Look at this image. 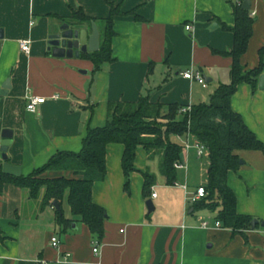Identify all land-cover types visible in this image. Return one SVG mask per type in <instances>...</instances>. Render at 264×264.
Returning <instances> with one entry per match:
<instances>
[{"label": "crops", "instance_id": "obj_1", "mask_svg": "<svg viewBox=\"0 0 264 264\" xmlns=\"http://www.w3.org/2000/svg\"><path fill=\"white\" fill-rule=\"evenodd\" d=\"M243 1L0 0V86L10 82L0 98V140L3 128L13 132L7 161L26 176L58 151L79 152L87 129L106 123L109 102H135L143 95L164 106L208 102L210 93L229 81L231 58L224 53L232 48L233 34L228 28L234 26V5ZM111 5L119 9L112 24L111 61L95 71L88 59L59 58L47 51V37L58 30L60 18L69 19L79 9L95 19L100 38V21L109 17ZM249 15L252 35L240 59L246 68L258 64V49L264 46V0H250ZM83 27L90 32V23ZM21 39L30 41L29 53L20 50ZM186 70H200L206 87L184 78ZM28 95L44 98L34 112L26 109ZM231 106L264 143V90L241 83ZM123 149L120 143L107 145L106 175L92 186L93 202L106 211L100 241L79 220L66 230L57 226L52 206L40 209L24 189L4 182L0 264H264V152L239 151L242 163L227 172L237 212L259 221L242 235L215 227L207 210L195 211L187 194L201 184L182 182L180 169L176 182L166 184L159 155L148 156L142 146L125 189ZM182 162L187 166L185 151ZM144 172L154 176L147 196ZM59 175L72 174H43ZM66 195L61 208L71 219ZM147 200L153 204L150 212ZM52 236L59 239L57 247L51 245Z\"/></svg>", "mask_w": 264, "mask_h": 264}, {"label": "trees", "instance_id": "obj_2", "mask_svg": "<svg viewBox=\"0 0 264 264\" xmlns=\"http://www.w3.org/2000/svg\"><path fill=\"white\" fill-rule=\"evenodd\" d=\"M118 7L111 5L109 17L101 19L102 32L99 48L94 52L82 54L80 58L90 60L94 70L104 62L112 60L111 39L114 15ZM234 26L228 29L233 34L231 50L224 54L231 58L229 81L220 83L209 95L208 102L190 105V110L181 112L183 106L152 103L148 95L140 96L135 102H109L107 120L101 127L88 128L82 140L79 152L58 151L41 167L30 174L14 177L2 172L0 164V189L4 182L12 183L24 189L31 200H37L40 209L52 206L56 201L60 209L52 206L55 224L68 229L79 220L90 231L92 238L100 241L104 235L105 209L93 202L91 192L93 183L103 180L106 175V147L110 143L124 146L121 167L125 177V189H128L129 176L134 170L135 153L142 146L148 156L159 155V169L165 183L173 185L177 180L175 163L183 154V146L175 140L187 134L193 142L206 147L207 169L206 183L203 185L206 195L192 203L195 211L207 210L214 215L222 227L232 234H242L251 229L253 219L249 215L239 214L236 210V195L227 185V172L240 166L238 152L256 150L264 152V143L244 123L241 115L233 110L231 98L241 83H247L254 90L258 87V78L263 71L264 46L258 49V64L246 68L241 64V56L246 52L252 35L253 18L249 10L241 4L233 7ZM95 21L79 9L69 19L60 18V22L69 24L91 23ZM166 107V108H164ZM70 171L71 176L59 175L44 177L46 172ZM143 193L154 182V176L144 172ZM66 200L73 218L63 215L61 201Z\"/></svg>", "mask_w": 264, "mask_h": 264}, {"label": "water", "instance_id": "obj_3", "mask_svg": "<svg viewBox=\"0 0 264 264\" xmlns=\"http://www.w3.org/2000/svg\"><path fill=\"white\" fill-rule=\"evenodd\" d=\"M242 8L249 10L250 0H244ZM91 30L88 32L87 28L79 24L62 23L59 25L58 30L54 33H50L46 41V49L54 57L59 58H80L82 54L88 52H94L99 48V31L96 23L92 21L90 23ZM3 38L2 30L0 29V40ZM85 73L86 71H82ZM258 88L264 90V74H261L258 78ZM10 89V82L7 79L0 86V98L5 96ZM13 132L10 128H3L1 130L0 140V153L2 163V172L18 177L21 175V168L17 165H13L7 161V149L12 141ZM180 161H183V154L180 155ZM242 161L240 160V164ZM147 210L150 212L153 209L151 200L145 202ZM52 206L56 209H60L59 204L56 201L52 202ZM259 224L257 219H252L250 223L251 229ZM264 226L263 222H260Z\"/></svg>", "mask_w": 264, "mask_h": 264}, {"label": "built area", "instance_id": "obj_4", "mask_svg": "<svg viewBox=\"0 0 264 264\" xmlns=\"http://www.w3.org/2000/svg\"><path fill=\"white\" fill-rule=\"evenodd\" d=\"M190 28H191L190 25H186L187 30H189ZM19 48L22 52L29 53L30 41L28 39L19 40ZM181 74L186 79L197 81L202 87H206V85H207L206 80H205V78H204V76L200 70H186V71L182 72ZM43 102H44L43 97H39V96H35V95H28L27 96L26 109L28 111L34 112L36 110V106L40 103H43ZM189 110H190V106H185V107H182L180 109V111L183 113L187 112ZM189 141H190V139H189V136L187 134L185 136V143H186V146L184 148L185 150H188L191 148L194 149L197 157H202L206 153V147L204 144L199 143V142H193V144L191 145L189 143ZM183 165H184V163L179 160L177 163H175V168H177V169L182 168ZM183 187L185 188V185ZM205 195H206V190H205L204 186H199L196 188L195 192L187 194V199H188V201L193 203V202L201 199ZM152 196H155V194L153 193ZM202 225L207 226L208 223L203 222ZM214 226L220 227L221 225L218 221H215ZM94 244H95V246L93 247V251L96 252L97 251V242H94ZM51 245L53 247H57L59 245V239L57 238V236H52ZM263 249H264V247H263Z\"/></svg>", "mask_w": 264, "mask_h": 264}, {"label": "rangeland", "instance_id": "obj_5", "mask_svg": "<svg viewBox=\"0 0 264 264\" xmlns=\"http://www.w3.org/2000/svg\"><path fill=\"white\" fill-rule=\"evenodd\" d=\"M208 101V100H207ZM183 148H185V137H176ZM189 143L192 145L193 141L190 139ZM186 156L188 158L187 166L183 165L182 168H179L178 175H181L182 182L188 181V184L203 186L206 183V167H207V156L204 154L202 157H197L194 149L185 150ZM180 173V174H179ZM185 173L187 177H185Z\"/></svg>", "mask_w": 264, "mask_h": 264}]
</instances>
